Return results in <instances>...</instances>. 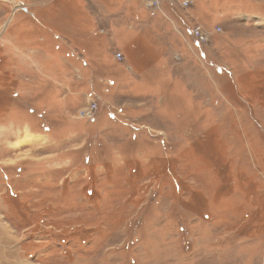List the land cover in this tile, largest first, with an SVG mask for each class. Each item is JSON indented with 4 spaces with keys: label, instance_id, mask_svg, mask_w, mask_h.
Masks as SVG:
<instances>
[{
    "label": "rangeland",
    "instance_id": "rangeland-1",
    "mask_svg": "<svg viewBox=\"0 0 264 264\" xmlns=\"http://www.w3.org/2000/svg\"><path fill=\"white\" fill-rule=\"evenodd\" d=\"M165 13L0 0V264H264V0Z\"/></svg>",
    "mask_w": 264,
    "mask_h": 264
},
{
    "label": "built area",
    "instance_id": "built-area-1",
    "mask_svg": "<svg viewBox=\"0 0 264 264\" xmlns=\"http://www.w3.org/2000/svg\"><path fill=\"white\" fill-rule=\"evenodd\" d=\"M176 2L177 0H140L142 7L148 12L150 16L162 15L167 18L168 16L165 13V5L167 4L171 6ZM191 3L192 0H178V4L182 8H188ZM190 35L201 45H203L208 39L206 30L204 29L203 25L200 24H195L190 28ZM115 57L121 59L122 56L120 53H116ZM96 110L97 103L95 101L89 100L86 105L79 109L78 114L81 118L92 119Z\"/></svg>",
    "mask_w": 264,
    "mask_h": 264
},
{
    "label": "crops",
    "instance_id": "crops-1",
    "mask_svg": "<svg viewBox=\"0 0 264 264\" xmlns=\"http://www.w3.org/2000/svg\"><path fill=\"white\" fill-rule=\"evenodd\" d=\"M252 4H255V2L254 1H252ZM258 4H260V3H258ZM258 6V5H257ZM242 9V8H241ZM249 9H253V10H255V7L253 6V7H251V8H248V9H244V11H249ZM259 9V8H258ZM252 10V11H253ZM255 12V11H254Z\"/></svg>",
    "mask_w": 264,
    "mask_h": 264
},
{
    "label": "trees",
    "instance_id": "trees-1",
    "mask_svg": "<svg viewBox=\"0 0 264 264\" xmlns=\"http://www.w3.org/2000/svg\"><path fill=\"white\" fill-rule=\"evenodd\" d=\"M44 129H45V130H49V129H50V127H47V126H45V127H44Z\"/></svg>",
    "mask_w": 264,
    "mask_h": 264
}]
</instances>
